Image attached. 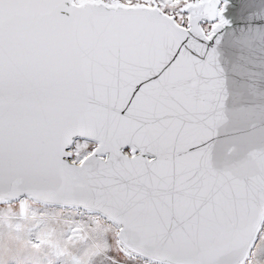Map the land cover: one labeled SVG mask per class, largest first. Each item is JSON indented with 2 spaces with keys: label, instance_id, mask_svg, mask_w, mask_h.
<instances>
[{
  "label": "snow or ice",
  "instance_id": "snow-or-ice-1",
  "mask_svg": "<svg viewBox=\"0 0 264 264\" xmlns=\"http://www.w3.org/2000/svg\"><path fill=\"white\" fill-rule=\"evenodd\" d=\"M34 204L60 264H264V0H0V219Z\"/></svg>",
  "mask_w": 264,
  "mask_h": 264
},
{
  "label": "rangeland",
  "instance_id": "rangeland-1",
  "mask_svg": "<svg viewBox=\"0 0 264 264\" xmlns=\"http://www.w3.org/2000/svg\"><path fill=\"white\" fill-rule=\"evenodd\" d=\"M32 207L36 209V213L38 214H29L24 219H18L13 214L11 216L6 215L0 219V245L2 248L5 247V249H8V252L6 250L2 253L0 252V262L2 260L4 261V263L2 261L0 264H8L11 258H13V253L9 254L13 251L6 247L9 244H18L19 246L22 244L34 245L39 238L45 242L44 244L50 247V250H47V253L45 251L43 253H36L33 258L47 262L57 260L56 246H60L62 251L67 250L64 248L62 233L65 231V225L68 223L64 217L68 214L55 208H46L41 204H34ZM7 260L9 261L7 262ZM27 260L25 258V261Z\"/></svg>",
  "mask_w": 264,
  "mask_h": 264
},
{
  "label": "bare ground",
  "instance_id": "bare-ground-1",
  "mask_svg": "<svg viewBox=\"0 0 264 264\" xmlns=\"http://www.w3.org/2000/svg\"><path fill=\"white\" fill-rule=\"evenodd\" d=\"M29 214L33 215L32 213H29ZM42 243L44 244L45 242L42 241ZM23 245H25V244H22L20 246L18 244L17 245L16 244L15 245L9 244V245L6 246L11 251H13V252L9 253V254L13 253V256H12L13 258H11V256H10L11 261L7 260V262L9 261L8 264H60V261L58 259L55 260V261L52 260V262H47L45 260H38L36 258L35 259L33 258L34 254H36V253H39V252L43 253L44 251L46 252L47 250H50V247H48V245L44 244V247H40L39 249H37L36 243L34 245H25V246H23ZM0 247H1V245H0ZM4 250H6V252H8L7 251L8 249H5V247L4 248H2V247L0 248V252L1 253ZM52 251H54V250H52ZM9 254H8V256H9ZM25 258H27L28 260L25 261ZM3 263H4V261H3Z\"/></svg>",
  "mask_w": 264,
  "mask_h": 264
}]
</instances>
